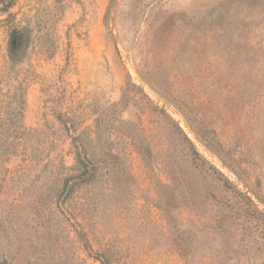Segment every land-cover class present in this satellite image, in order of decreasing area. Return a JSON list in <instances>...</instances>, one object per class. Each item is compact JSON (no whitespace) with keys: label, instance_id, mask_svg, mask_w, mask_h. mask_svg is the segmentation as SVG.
<instances>
[{"label":"rangeland","instance_id":"obj_1","mask_svg":"<svg viewBox=\"0 0 264 264\" xmlns=\"http://www.w3.org/2000/svg\"><path fill=\"white\" fill-rule=\"evenodd\" d=\"M0 264H264V0H0Z\"/></svg>","mask_w":264,"mask_h":264},{"label":"trees","instance_id":"obj_2","mask_svg":"<svg viewBox=\"0 0 264 264\" xmlns=\"http://www.w3.org/2000/svg\"><path fill=\"white\" fill-rule=\"evenodd\" d=\"M78 150H79V153H80V151H82L84 153V146H83V143L81 141H79Z\"/></svg>","mask_w":264,"mask_h":264}]
</instances>
